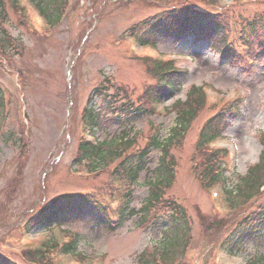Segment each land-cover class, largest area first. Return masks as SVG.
<instances>
[{
  "label": "rangeland",
  "instance_id": "374dc122",
  "mask_svg": "<svg viewBox=\"0 0 264 264\" xmlns=\"http://www.w3.org/2000/svg\"><path fill=\"white\" fill-rule=\"evenodd\" d=\"M5 2L6 14L0 12V255L20 264H142L141 255L160 264H251L264 256V230L236 256L220 246L227 226L262 199L258 195L248 201L239 195V176L260 160L263 150L264 28L257 21L264 20V0H56L53 8L59 6L61 16L54 23L41 15L34 0H21L20 12L11 0ZM186 5L207 17L220 12L226 28H202V36L170 34L155 47L140 46L130 35L135 23ZM221 39L230 45L226 54ZM159 57L189 70L182 90L153 113L127 124L109 122L98 130V141L110 140L105 163L95 168L92 162L78 161L82 111L94 87L108 78L116 85L110 92L125 87L137 101L155 81L149 63ZM194 86L206 91L207 101L170 144L175 172L162 189L164 197L145 219L141 209L150 195L148 179L156 176L153 170L162 155L154 148L147 168L131 184L132 205L140 210L109 231L96 222L91 203L81 199L87 196L116 216L115 198L122 201V196H106L108 188L121 191L112 180L114 165L152 136L171 137L178 118L175 101L187 100ZM234 97L243 103L242 114L232 120L225 138L209 148H217L224 169V178L216 180L206 176L208 156L198 149V137L205 121ZM93 102L96 110L111 114L104 95ZM124 133L135 138V146L121 141ZM127 183L124 190L131 186ZM66 199L70 204L75 200L74 206L64 207L56 218L42 223L33 219ZM180 209L186 212V230L175 224L183 219ZM56 221L61 225L54 226ZM75 233L81 234L76 253L54 247ZM169 237L177 239L174 254L164 256ZM37 249L46 257L38 256Z\"/></svg>",
  "mask_w": 264,
  "mask_h": 264
},
{
  "label": "trees",
  "instance_id": "16d2710c",
  "mask_svg": "<svg viewBox=\"0 0 264 264\" xmlns=\"http://www.w3.org/2000/svg\"><path fill=\"white\" fill-rule=\"evenodd\" d=\"M55 2L56 0L37 1L39 8L45 16L48 17L51 23H54L55 21L53 20H56L61 16V9L59 10V6L53 8ZM11 4L13 7L17 8L19 12L23 10L20 0H11ZM5 5V0H0V12H2L3 16L6 14ZM203 12L204 11H199V9H193L188 5L183 7L175 6L166 9L162 13H156L155 15L149 16L135 23L134 26L131 27L130 32L135 39L142 44H152L155 46L157 44V40L163 38L164 36H170V34L180 35L182 32L186 33L191 31L194 32L195 35H200V33H202L200 30H203L202 28H205V30L211 29L213 32L216 30L223 31L224 28H226L223 22L224 20L219 18L216 14L211 13L215 16H209V18ZM52 17H55V19ZM261 24H263L262 26L264 28V20ZM252 25L254 24H247V28H254ZM1 29L2 27L0 24V30ZM220 41L221 47L225 48L228 45L226 40L221 39ZM246 45L251 46L249 43ZM149 70L155 78V81L146 87L143 95H141L137 101L132 99L128 95V92L124 91L125 87H117V90L110 92V90L116 85L108 78L94 87V91L89 98V104H87L82 111L84 132H91L95 129H104L107 127L109 122L127 124L135 118L142 116L144 113L153 112L151 105L161 102L165 98L174 96L181 88L183 81L188 75V69L176 66L171 59L155 60L151 65L149 63ZM120 90H122V96H120ZM196 91L199 94H197ZM97 95H104L107 99H109L108 103L110 104L109 106L112 110L109 116H106L105 113L100 110H96V106L93 101L94 97ZM206 101V93L203 92L200 86H194L191 88L187 100L177 101L175 104L178 110V118L176 126L172 129L173 134L171 137H168L166 140H161L157 136H152L151 143L145 147L121 155L119 157V162L113 168L112 177L114 183L124 180L136 181L139 176V172L147 164L153 148H161V162L159 166L154 169L156 176L148 179L150 195L141 209V213H143L144 218L151 213V208H153L161 200L162 189H165V184L169 186L174 178L173 166L170 165L171 142L174 141L176 135H181L187 130V127L190 125L192 120L204 108ZM241 106L242 102L240 101H237L236 103L231 102L229 105H222L205 121L202 126L198 139V149L201 150L203 154H207L208 156L209 163L206 167V176L212 179H217L220 176L224 177V169L222 170V167L219 164H217L218 166L214 165L219 160V156L217 155L218 152L213 153L214 151H210L208 146L213 139L222 135L233 119L241 115ZM127 135L124 133L121 141L129 144L133 142L134 138ZM109 142L110 140H103L93 143L85 140V138H82L78 144L77 159L91 160L95 168L99 167L108 159V149L106 148V145L110 144ZM261 142L263 150L260 160L251 165L245 174L239 176V195H242L243 198L248 201H250V199L255 195L262 196V199L256 207L246 211L242 216L237 218V221H235L232 226H227L225 229V233L223 234L224 237L221 240V247L228 249L232 253L237 252L249 238L257 236L261 228L264 227V189H262L264 186V134L261 136ZM214 160H216V162ZM83 199L84 198L81 200L85 204L86 202ZM69 200L70 199H66L59 202L55 204L52 209L43 212L38 219L39 222L42 223V221L46 218L50 221L51 217L56 218V216L63 213L67 206H74L75 200L71 204ZM88 208L97 212L98 216L96 218V222L111 231L116 229V227L120 226L129 218L133 217L138 210H140L133 206L131 201L128 200L127 204L125 203L121 208V221L116 223V225H113L109 218L106 217L103 210L95 208L92 204L91 207L88 206ZM180 212L183 219L176 220L175 224L183 230H186V223L188 222L185 221L186 216L184 210L180 209ZM79 240L80 234H75L72 241L61 247V251L65 253L76 252ZM176 241L177 239L172 240L170 237L165 238L164 246L162 247V254L164 256L174 254ZM54 245V247H57L58 243H54ZM37 254L42 258L46 257L45 252L42 251V249H37ZM154 254L155 253L152 255ZM140 258L142 260V264H160L154 257H149L148 255H143V257L141 255ZM0 264L20 263L1 254ZM251 264H264V256L261 255L257 259L253 260Z\"/></svg>",
  "mask_w": 264,
  "mask_h": 264
}]
</instances>
